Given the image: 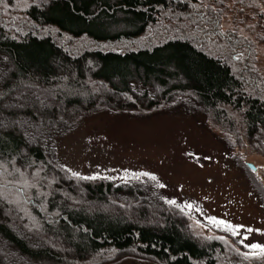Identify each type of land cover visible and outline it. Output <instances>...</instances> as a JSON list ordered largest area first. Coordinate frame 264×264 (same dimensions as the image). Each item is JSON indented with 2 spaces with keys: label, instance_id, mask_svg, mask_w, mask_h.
Wrapping results in <instances>:
<instances>
[{
  "label": "trees",
  "instance_id": "obj_1",
  "mask_svg": "<svg viewBox=\"0 0 264 264\" xmlns=\"http://www.w3.org/2000/svg\"><path fill=\"white\" fill-rule=\"evenodd\" d=\"M30 1L28 32H9L0 19V190L20 201L0 195V264H96L127 254L157 264H264L242 245L240 252L194 235L187 207L170 203L152 175L77 178L56 153L58 138L84 116L180 100L223 127L229 144L264 157L256 49L264 43V0H233L244 19L257 15L248 35L239 20L224 29L231 9L223 0H208L211 8L202 0ZM63 84L75 94L45 93ZM89 84L108 91L90 94ZM22 177L38 182L27 188ZM252 184L264 206V183Z\"/></svg>",
  "mask_w": 264,
  "mask_h": 264
},
{
  "label": "rangeland",
  "instance_id": "obj_2",
  "mask_svg": "<svg viewBox=\"0 0 264 264\" xmlns=\"http://www.w3.org/2000/svg\"><path fill=\"white\" fill-rule=\"evenodd\" d=\"M202 1L205 7L211 8L208 0ZM223 1L222 7L231 9L224 12L225 30L232 28L239 20L243 22V33L248 35L246 27L253 29L260 23L256 14L252 20L235 13L232 9H237V5L233 0ZM29 6L30 0H0V19H3L7 31L16 34L29 31L24 27L28 22L26 11ZM260 12L264 14V6ZM261 28L264 30V22ZM33 31L40 35L52 34L55 40L68 44V40L59 38L50 30H30ZM145 41H141L143 46ZM86 46L104 50L119 47H101L94 43ZM256 47L258 61L264 67V43L258 41ZM88 87L90 94L108 91L105 86L89 84ZM55 89L45 90V93L57 94L55 92L60 90V93L75 94L64 84ZM39 102L41 105L47 104L41 99ZM180 102L162 103L160 108L149 112L138 109L100 111L80 118L56 142L59 164L77 178L115 182L148 173L156 177L161 192L168 200L177 201L185 207L192 205L187 209L191 215L189 228L194 235L201 239L218 237L228 247L238 251L240 247L250 244L264 245V206L252 184L253 178L264 183V157L253 153L248 147H234V142V145L229 144L223 127L212 121L208 114L192 110ZM238 158L243 164L239 163ZM247 164H252L256 170H250ZM26 180L22 177L20 181L27 188L38 182L37 179L34 183ZM0 195L9 202L20 203L19 198L7 189L0 190ZM25 213L28 216L27 211ZM211 218L243 227L238 234L233 235L229 231L232 236H226L217 233V229L224 228L212 223ZM106 259L111 260L107 256ZM99 260L96 264L105 261L102 258ZM101 264L157 263L127 254Z\"/></svg>",
  "mask_w": 264,
  "mask_h": 264
},
{
  "label": "snow or ice",
  "instance_id": "obj_3",
  "mask_svg": "<svg viewBox=\"0 0 264 264\" xmlns=\"http://www.w3.org/2000/svg\"><path fill=\"white\" fill-rule=\"evenodd\" d=\"M18 171V169H17ZM144 175H149L148 173H144ZM152 179H156L155 176L151 177ZM87 179V178H86ZM170 203H175L174 201H170ZM186 207L191 208L192 205H186ZM211 222L218 225V226H223L225 231H230L233 235L238 234L239 229L242 228L243 226L239 225H232L224 220H217L215 218H211ZM247 231L251 232L253 231L252 229H247ZM246 247L251 248L253 251L251 253H245V256L247 257L248 255H252L254 257L258 258H264V245L260 244H250L246 245Z\"/></svg>",
  "mask_w": 264,
  "mask_h": 264
},
{
  "label": "water",
  "instance_id": "obj_4",
  "mask_svg": "<svg viewBox=\"0 0 264 264\" xmlns=\"http://www.w3.org/2000/svg\"><path fill=\"white\" fill-rule=\"evenodd\" d=\"M247 167L252 171L256 170V168L252 164H247Z\"/></svg>",
  "mask_w": 264,
  "mask_h": 264
}]
</instances>
